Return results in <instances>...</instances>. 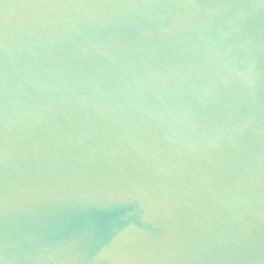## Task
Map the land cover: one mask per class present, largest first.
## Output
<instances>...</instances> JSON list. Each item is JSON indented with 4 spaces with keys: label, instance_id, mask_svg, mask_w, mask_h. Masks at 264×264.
Listing matches in <instances>:
<instances>
[{
    "label": "water",
    "instance_id": "1",
    "mask_svg": "<svg viewBox=\"0 0 264 264\" xmlns=\"http://www.w3.org/2000/svg\"><path fill=\"white\" fill-rule=\"evenodd\" d=\"M0 264H264V0H0Z\"/></svg>",
    "mask_w": 264,
    "mask_h": 264
}]
</instances>
